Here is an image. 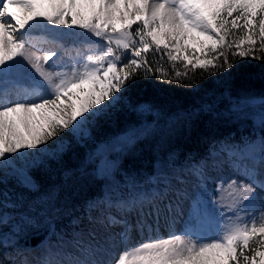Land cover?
<instances>
[{
	"label": "snow or ice",
	"instance_id": "6c2138e0",
	"mask_svg": "<svg viewBox=\"0 0 264 264\" xmlns=\"http://www.w3.org/2000/svg\"><path fill=\"white\" fill-rule=\"evenodd\" d=\"M43 22L52 26V41L68 44L66 65L57 66L56 50L41 53L26 38ZM96 41L102 49L87 54ZM150 51L166 55L173 68L182 62L177 78L195 70L230 73V56L264 63V0H0V86L6 92L28 80L41 90L36 98L0 101V185L25 190L15 198L0 190V229H8L0 231V246L12 250V264H264V108L255 118L243 111L244 104L264 105V97L229 100L230 115L253 119L251 133L213 141L208 154L181 160L169 147L172 138L223 113L215 101L171 115L150 104L127 105L138 80L171 83L162 68L153 70ZM124 106L153 120L101 141L64 172L63 184L42 188L33 173L60 162L69 137L81 145L91 140ZM154 138V172L142 182L108 159L112 152L135 154ZM85 178L104 190L77 206L75 189ZM184 200H191L184 229L153 237L174 223ZM78 209L87 215L72 221L80 231L73 227L69 241L56 221ZM39 228L55 242L34 255L23 241ZM134 233L148 237L132 243Z\"/></svg>",
	"mask_w": 264,
	"mask_h": 264
},
{
	"label": "trees",
	"instance_id": "16d2710c",
	"mask_svg": "<svg viewBox=\"0 0 264 264\" xmlns=\"http://www.w3.org/2000/svg\"><path fill=\"white\" fill-rule=\"evenodd\" d=\"M147 59L155 71L162 68L168 74L171 83H160L159 79L138 80L126 94L127 105L133 108L142 103L150 104L163 110L171 115L184 111H191L198 108L202 103L217 104V109L223 115L215 122H209L206 117L197 120L191 131L181 130L173 138L169 147L179 153L180 159L183 160L187 155L194 154L196 157H202L209 153L212 142L222 140L225 137L233 136L239 140L241 136H247L252 132L254 124L252 118H235L230 115L229 100H238L242 97H264V63L256 60H238V58L229 57L236 67L230 73H224L219 70L216 75H209L207 71L195 70L189 71L187 78L181 76L177 78L175 71H184L182 62H176L173 68V62L168 57L153 52H149ZM159 76V74H157ZM187 85V87L179 85ZM195 85V87H192ZM255 104H248L244 112L250 117H258L259 114L253 110ZM264 108V105H261ZM141 120L151 122L153 117L150 114L138 115L124 106L121 110L115 111L111 117L105 120L101 126L93 133L91 140L83 145L77 144L76 141L69 137L68 151L60 162H51V166L46 171H36L33 173L36 181L44 189L54 185H61L64 182V172L67 169L78 168L86 156L92 152L101 141L121 133L126 126L133 123H139ZM157 139L144 141L136 146L135 154L120 156L118 153L109 154V160H115L123 173L135 174L137 179H144L153 174L156 160ZM219 148L216 149V151ZM94 163L89 165L90 173ZM121 177L118 176L117 179ZM0 190L12 194L25 192L9 182L0 185ZM104 186L102 182L90 178L78 182L75 189L77 195L73 198L72 203L79 206L84 201L100 196ZM31 195V194H29ZM61 200L64 198V192L60 193ZM83 213V209H78L71 216H64L56 221L58 229L64 234H72L73 227L78 230L79 226H74L72 221ZM83 224V221L81 222ZM37 230V229H36ZM36 230H31L30 234ZM7 232L8 229H0Z\"/></svg>",
	"mask_w": 264,
	"mask_h": 264
},
{
	"label": "rangeland",
	"instance_id": "374dc122",
	"mask_svg": "<svg viewBox=\"0 0 264 264\" xmlns=\"http://www.w3.org/2000/svg\"><path fill=\"white\" fill-rule=\"evenodd\" d=\"M31 29H40V34L44 37H49L51 36V32L50 30H52V26L48 25L46 22H43ZM57 31H60V30H57ZM91 48L96 52V51H99L100 50V47L96 44H93L91 46ZM36 50V49H34ZM50 49H45V50H41V53H43L44 51H48ZM33 98H36V94H34V97ZM142 104H147V103H142ZM248 104H244L243 105V109H246ZM256 108H254L253 106V110L255 112H257V114L260 113L261 109L263 108L261 106V104H255ZM67 144H69L68 141H66ZM139 181H143V180H139ZM194 190L190 189V192H192ZM190 205H191V200H184L183 203H182V206L180 207L179 211L175 214V217H174V223H170V225H168L167 228H163V232L157 236H155L156 238H159L162 236L164 237H167L170 233H179L181 232L184 227H185V222L187 221L188 219V212H189V208H190ZM80 231V229H79ZM78 231V232H79ZM134 236V239L132 241V243H135L136 241L138 240H142V239H146L147 237L146 236H142V235H137V234H133ZM66 240H71L72 238H65ZM24 243V242H23ZM28 245H32V244H28ZM68 250L72 251L71 248H69ZM0 264H12L11 260H9V258L7 257V259H5L4 257H2L0 259Z\"/></svg>",
	"mask_w": 264,
	"mask_h": 264
},
{
	"label": "water",
	"instance_id": "95a60500",
	"mask_svg": "<svg viewBox=\"0 0 264 264\" xmlns=\"http://www.w3.org/2000/svg\"><path fill=\"white\" fill-rule=\"evenodd\" d=\"M47 235H48L47 229H45L42 232L29 237L27 243L32 245H39L42 241L46 240Z\"/></svg>",
	"mask_w": 264,
	"mask_h": 264
}]
</instances>
